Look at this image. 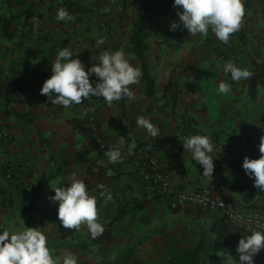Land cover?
Listing matches in <instances>:
<instances>
[{
    "label": "crops",
    "instance_id": "1",
    "mask_svg": "<svg viewBox=\"0 0 264 264\" xmlns=\"http://www.w3.org/2000/svg\"><path fill=\"white\" fill-rule=\"evenodd\" d=\"M123 1L125 7L111 15L112 30L105 32L100 28L103 16L87 17L80 13L74 15L73 21H57L55 0H0V232L40 228L48 238L53 259L66 252L77 253L75 249L60 248L63 243L72 241L74 235L87 238L86 226H81L78 232L63 228L57 214L58 202L49 199L55 195L54 188L70 186L73 173L83 181L86 178L84 183L89 194L97 197L98 223H108L115 217L110 236L90 245L87 253L78 255V264H85L86 257L95 264L94 254L108 253L111 241L126 243L133 234H143L135 241L144 242L151 240L156 231L163 242L169 233L178 235L183 230L178 218L186 215L190 210L187 207L194 206L172 210L167 197L148 194L144 189L138 170V149L148 142L169 144V148L159 149L158 157L162 166L170 163L167 173L175 189L191 191L207 186L216 199L228 200L242 210L264 214L263 196H256L255 206L247 208L238 191L224 186L215 170L212 178L204 177L202 167L177 144L182 145L180 128L189 119L195 125L196 135L208 136L212 142L233 143L223 154H210L214 169L221 156L236 162H243L245 156L259 158V138L264 135V127L258 129L259 125H264V0H242L245 6L242 27L230 37L227 45L224 44L225 49L211 30L205 36H192L182 25L170 31L171 23L179 21L177 12L182 9L173 7L174 0H152L145 20L146 62L155 84L152 99L145 94L141 79L139 85L131 86L135 100L124 98L114 102L111 108L99 97H91L81 105L65 109L52 104L54 97L40 94L43 82L51 76V63L65 47L72 51L73 58L81 60L86 71L102 51L112 52L114 45L120 47L134 67L140 68L139 59L127 43L136 27L140 0ZM32 16L40 21L35 30ZM3 23H6V31ZM26 27H30L29 33L23 32ZM102 37L106 42L98 48L95 42ZM221 50L225 53L223 60L220 59ZM228 61L241 69H249L253 76L246 81H232L230 74L223 72V65ZM170 76L178 83L174 101L162 96ZM93 79L97 78L92 75L90 81ZM220 81L231 85L229 93L218 92ZM11 85L22 91L19 96L9 92ZM88 109L91 111H86ZM14 113L25 114L26 118ZM138 116L150 119L158 127L159 136L152 138L138 128ZM75 118L100 132L107 148L98 154L93 144L73 128ZM243 143L252 152L236 148ZM130 146H134L131 153ZM117 148L122 162L111 164L104 152ZM50 155H53V162H50ZM94 161H102V169L92 166V174H89L87 168ZM7 163L21 165L18 190L34 184L48 171H55L57 176L45 183L37 212L22 214L16 210L9 214L11 220L5 227L2 216L9 208L3 193H15L13 181L2 172V166ZM101 183L112 193L114 202L104 204L99 196L101 189L97 187ZM140 201V208L133 207ZM200 212L196 211L192 220L210 232L209 227L222 215L217 210L202 207ZM212 237L216 240L213 251L229 253L222 239L213 233ZM254 258V264H264V249Z\"/></svg>",
    "mask_w": 264,
    "mask_h": 264
},
{
    "label": "clouds",
    "instance_id": "2",
    "mask_svg": "<svg viewBox=\"0 0 264 264\" xmlns=\"http://www.w3.org/2000/svg\"><path fill=\"white\" fill-rule=\"evenodd\" d=\"M173 7L182 11L177 12L179 21L171 23L170 31H176L182 25L192 36H205L211 30L216 39L223 44H228L230 37L241 29L245 16L242 0H174ZM105 11L110 9L106 8ZM56 19L69 22L73 21L74 17L65 8H59ZM31 21L34 30L38 28L39 19L32 16ZM105 42L106 38H98L95 42L96 47H101ZM223 72L225 75L230 74L234 82L246 81L253 76L252 71L247 68L241 69L232 61L223 65ZM92 75L98 81L95 85L90 82ZM142 75V70L138 66L134 67L126 59L123 51H102L96 57L95 63L86 71L81 60L73 58L72 51L65 47L59 50L51 63V76L43 82L40 94L54 97L52 104L65 109L81 105L84 100L91 97H102L111 108L114 102L124 98L135 100L131 86L139 85ZM230 91V84L224 81L218 83L219 93L227 94ZM136 125L152 138L159 136L158 127L144 116L137 117ZM182 139L184 152L189 153L202 167L204 177L212 178L214 159L210 154L214 151V145L211 139L205 135L185 136ZM133 147H129L130 153ZM258 150L259 158L250 159L245 156L242 168L246 175L254 179V187L259 192H264V135L259 138ZM104 155L111 164L122 162L118 148L109 149ZM97 163L103 165L102 161ZM70 179V186L52 188L55 195L49 199L53 203L58 202V219L64 229L78 232L81 226H86L91 238L97 239L105 232L104 226L98 223L97 197L89 194L86 184L78 179L75 173ZM97 187L101 189L99 196L103 198L105 205L114 202L112 193L104 184H98ZM262 249L264 233L254 231L246 237H241L236 248L239 264H254V256ZM0 264H78V258L75 254L66 252L63 256L58 255L53 259L45 233L38 227H23L14 232L9 230L0 232Z\"/></svg>",
    "mask_w": 264,
    "mask_h": 264
},
{
    "label": "trees",
    "instance_id": "3",
    "mask_svg": "<svg viewBox=\"0 0 264 264\" xmlns=\"http://www.w3.org/2000/svg\"><path fill=\"white\" fill-rule=\"evenodd\" d=\"M76 1L78 0H62L57 8H65L68 12L75 6ZM92 5L97 4V0H91ZM152 0H140L141 10L137 16L136 27L134 31L129 36L128 42L131 47L132 52L137 56L140 62V69L142 70L141 83L144 88V92L149 99H152L155 94V84L150 76L149 67L146 62V52H147V42H146V24L145 20L150 13L152 7ZM2 28L6 31V23H3ZM32 32V31H31ZM29 33V31L27 32ZM95 85L97 81H90ZM178 95V83L176 79L170 76L163 89V99L165 100H176ZM100 100L104 99L99 97ZM105 102V101H104ZM147 110H150L148 107ZM15 116L19 118H26L25 114L14 113ZM73 128L76 129L79 133H81L84 138H86L89 142H91L99 154L102 149H106V143L104 141V137L100 132L93 131V129L80 121L79 119L72 120ZM141 146V145H140ZM50 162H53V155H50ZM217 166L215 167V171L218 173L220 180L224 186L229 187L234 191H238L241 196L242 202L245 204L247 208L254 207V200L256 196H263L264 192H259L254 187V179L250 178L245 174L242 168V162H236L232 159H227L224 157H219L217 161ZM92 166L98 167L100 170L102 169L101 165L94 161L91 166L87 168V173L92 174ZM165 171H169L171 169L170 163L166 166H162ZM57 176L55 171H48V173L39 178L34 184L30 185L27 188H19L17 185V193L20 197V209L27 213L32 214L37 212L39 207V199L43 190L45 183ZM84 182H87V179H84ZM226 202H230L225 200ZM142 201L135 202L133 207L140 208ZM264 211V204H263ZM115 217H113L108 223L102 224L105 228V232L102 236L97 239H92L90 234L88 233V237L91 242L83 245H78L79 248L88 249L90 245L101 242L103 239L108 238L111 234V225L114 222ZM210 231L215 234L218 238L222 239L225 248L229 251L230 257L237 263L238 254L236 252V248L238 245V241L241 237H246L245 233L238 227L231 224L225 217L221 216L212 226L209 227ZM72 246L77 247L76 244ZM205 248L204 239L199 237L192 247L188 249L177 250L171 254L169 259L167 260V264H201L203 260V251ZM255 261V258H253ZM131 264H145L143 261L136 260Z\"/></svg>",
    "mask_w": 264,
    "mask_h": 264
},
{
    "label": "rangeland",
    "instance_id": "4",
    "mask_svg": "<svg viewBox=\"0 0 264 264\" xmlns=\"http://www.w3.org/2000/svg\"><path fill=\"white\" fill-rule=\"evenodd\" d=\"M61 1L62 0H55L54 3L56 8ZM115 1L116 0H114V2L113 0H97V4L94 6L92 5L91 0H78L76 1L75 6L70 10L69 14L73 17L74 15L80 13L86 15L87 17L103 16V19H101L100 21V28L105 32H110L113 27V18H111V15L118 11L119 8L123 9L125 7L123 0H117L116 2ZM106 8L110 9V11H105ZM58 9L59 8H57V10ZM28 31H30V27H28ZM129 36L127 38V43L129 49L131 50L128 42ZM117 50L121 51L118 45H114V47L112 48V52ZM13 165L14 164L7 163L2 166L3 174L7 176L8 179H11L13 181L15 188V193H13L12 195L11 193H9V191L3 193V196L6 199V207L9 208L2 216V218L4 219L5 227H7L8 222L11 220V215L9 214L15 213L16 210L19 213L25 214V212L20 209V197L17 193L16 188L17 185H19V187L21 186L18 170L21 165ZM10 192L12 191L10 190ZM187 208H189L190 210L186 213V215H181L178 218V223L181 224V229H183L180 233H178V235H176L174 232H171L168 234V236H165V239H163V242H161V239H158V234L155 231V236H157H152L153 238L151 240H145L144 242L140 240L135 241L136 239L141 238L143 234H133L126 243L111 241L110 246L107 247L108 253L94 254V259L96 261L95 264H131L136 260L143 261L145 264H167V260L173 252L192 247L194 242L199 237H202L204 239L206 246L208 245L207 248H204L203 260L201 264H239L230 257L229 253L223 252L221 250L213 251L216 240L212 237V232H208L209 230L204 229V227L198 225L197 223H194L192 220L193 214L196 213V211L197 214L201 213L200 207L194 206L193 208ZM159 238H161V235H159ZM90 242L91 240L88 237V233L87 238L86 236L84 238H80L79 235H74L72 237V241L63 243L62 245H60V248H68L72 250L75 249L77 251L75 255L78 256L82 253H87L85 252L87 251V249H82L81 247L79 248L78 245H83ZM73 244H76L77 247L72 246ZM90 261L91 259L87 257L84 260L85 264H91Z\"/></svg>",
    "mask_w": 264,
    "mask_h": 264
},
{
    "label": "built area",
    "instance_id": "5",
    "mask_svg": "<svg viewBox=\"0 0 264 264\" xmlns=\"http://www.w3.org/2000/svg\"><path fill=\"white\" fill-rule=\"evenodd\" d=\"M28 31V27L24 29V32ZM224 45V44H223ZM227 45V44H225ZM225 45L223 49H225ZM220 59L223 60L225 53L221 50ZM9 92L15 96L21 94V90L13 85L9 87ZM262 130L263 127H258ZM181 139L185 136L196 135L194 123L186 119L185 123L180 128ZM183 143V139H182ZM178 147L182 146L181 144ZM214 151L217 155L223 154L226 150L233 145L230 141L213 142ZM241 147L248 153L252 152V149L243 143L236 145V148ZM169 148L167 143H151L148 142L145 145H141L138 149V170L142 181L144 183V189L148 194H160L167 197V203L170 209L176 210L185 206H198L207 210H217L225 217L231 224L240 228L246 236L250 235L254 231H260L264 233V214L251 209L242 210L226 202L223 199L214 198L207 186H202L198 189L185 191L175 189L170 181V177L162 168L159 162L158 152L159 149ZM246 153V154H247ZM107 175H110L108 172Z\"/></svg>",
    "mask_w": 264,
    "mask_h": 264
}]
</instances>
